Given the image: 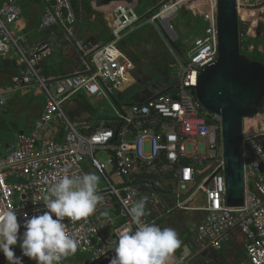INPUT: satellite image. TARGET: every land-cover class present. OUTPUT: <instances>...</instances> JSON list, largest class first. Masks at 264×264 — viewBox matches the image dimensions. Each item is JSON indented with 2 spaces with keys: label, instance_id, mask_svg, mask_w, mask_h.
<instances>
[{
  "label": "built area",
  "instance_id": "1",
  "mask_svg": "<svg viewBox=\"0 0 264 264\" xmlns=\"http://www.w3.org/2000/svg\"><path fill=\"white\" fill-rule=\"evenodd\" d=\"M40 1L43 7L35 30L58 26L67 37H73L82 68L46 75L41 62L51 54L53 43H31L24 27H16L21 14L17 1L0 0V58L16 65L17 71L11 75L14 85L39 87L45 96L32 132H17L13 142L0 140V209L16 207L18 220L24 219V213L30 218L37 209L46 210L39 200L65 172L82 175L89 168L100 177L102 200L87 218H65L68 231L80 241V247L61 264H109L115 255L113 242L131 223L128 209L145 196L146 208L161 201L164 193L157 188L170 181L176 189L164 214L180 209L204 213L197 230L200 251L221 248L229 232L238 230L245 250V260L239 264H264V129L243 134L244 203L226 206L221 117L207 110L193 89L199 70L218 56L217 0H199L203 11H198V16L204 28L192 40L185 57L170 48L177 60V81L167 86L171 91L158 92L141 103H119L112 97L129 81L133 69L117 42L128 29L140 25L134 10L117 5L112 12V38L97 45L75 37L78 16L74 0ZM193 1H164L145 23L154 25L163 35V29H173L167 22L168 15H175L182 3ZM236 2L238 13L241 8L264 5V0ZM81 93L108 100L114 115L73 122L65 104ZM8 94L7 88L0 87L2 108ZM199 143L203 144L202 152L197 148ZM99 150L107 151L108 156L98 158ZM188 158L199 166L183 163ZM112 175L120 177L118 183L111 180ZM198 192L201 203L193 202ZM143 220L162 227L158 218L146 216ZM23 230L21 227L20 232ZM13 248L22 257L19 243ZM70 257L76 261H69ZM0 264H8L2 253ZM177 264H191L187 254L182 253Z\"/></svg>",
  "mask_w": 264,
  "mask_h": 264
},
{
  "label": "crops",
  "instance_id": "2",
  "mask_svg": "<svg viewBox=\"0 0 264 264\" xmlns=\"http://www.w3.org/2000/svg\"><path fill=\"white\" fill-rule=\"evenodd\" d=\"M137 1L138 0H132L131 2H126L124 0H90V5L92 9L94 10V13H87L81 9H78V13H77L78 19L76 20V25H75V37L82 39L86 42H90L92 44L102 45L104 44L102 36H105L102 33L105 32L107 28H109L110 38L106 41L108 42L112 38L111 19H112L113 9L117 5H125L133 9ZM150 1L152 3L151 9H150L151 11L153 6L156 5V1L155 0H150ZM147 5L148 4H146V6ZM42 7H43V4H42ZM42 7H41V11H42ZM150 11H148V13ZM148 13L146 15H148ZM138 16L141 19L142 16H140L139 14ZM174 17L175 16H173L171 19H173ZM102 19L105 20L106 28L104 29V31L102 30V26H104L102 25ZM36 23H37V17H35V14L33 15L28 12L27 19H25L24 21L20 17L19 21L16 24V27L18 28L24 27V31L28 32L29 34V39H30L29 41L31 43H35L40 40H48L53 43V50L51 54L41 62L42 70L46 72L47 75H50V76H58L62 74L73 73L75 71H80L82 68V64L80 61L81 58L79 57V51L75 45L74 38L67 37L66 34L58 26H52L51 28L42 30L40 32L36 31L35 27L38 25V23L37 24ZM34 24H36V26ZM148 25L152 27V30H149L147 33L144 31V33L138 35V37H135V35L133 34L134 31L139 30L143 27H147ZM160 25L163 26L164 23H161ZM177 25L178 24H174L173 27L176 28ZM31 27H34V28H31ZM149 33H151V35ZM175 35L176 34L174 33L173 38L177 36ZM128 36H129L130 41H128L129 43L127 44L126 47H124L121 45V43L124 42V38ZM153 37H156L157 40H159L160 38L161 40H163V37L160 35L157 27L149 23H141L135 29H131V28L128 29L124 33V36L117 42V47L125 54L126 57H128L131 60V62H133L132 60L136 58V61L133 62L134 68L130 70L129 81L126 82L123 86H121L118 90L124 89L126 86H130L131 83H134L135 85L140 86V90L138 92H141L142 89L144 88L143 86H147L149 83L150 84L155 83V82L161 83L159 81H163V79L159 78L158 76L155 77L156 75L155 72L157 69L156 70L153 69V66L156 67L160 63L159 58L162 57V56L160 57V54L162 52L159 53V58L157 59H156L157 56H155L154 53L152 55V52L154 49H159L158 46L153 44L154 43ZM188 38L190 39V37H187L184 39V43L186 44L189 43V45H191V42L194 38H192L191 41L190 40L187 41ZM163 44H165L164 41H163ZM166 44L169 45V43H166ZM4 60L6 59L0 58V87L1 88H3L2 86H5V88H7L8 93L10 92L11 94H14V91H18L22 89L26 91L27 88L33 86V85H24V86L14 85L11 81V75L17 71L16 65L12 63V61L8 60L9 65L11 66L12 64L14 67L11 70V68L7 64V61H4ZM162 61H165V60L162 59ZM145 67L149 68V72L151 74L153 73V76L155 77V79H153L154 77L153 78L149 77L147 80H145V76L143 77ZM163 82L166 85L165 87H167L168 82L166 81H163ZM14 86H18V87H14ZM141 86L143 87L142 89H141ZM86 97L88 96L81 93V94L74 96L73 98H71L70 100L66 102L65 108H66V111L69 117L82 118L83 120H87V119L97 120L98 118H102V117L92 118L91 115H88L83 111L81 106H82V103L85 102V99H87ZM112 97L115 100H117V102L119 103H121L122 101L127 102V100H129V99H126V100L124 99L123 92H118L117 95H115V91H114V94L112 95ZM7 99L5 101V104L7 102ZM98 100L100 99L96 97H94L93 99L94 102H97ZM93 101L91 100V103H93ZM44 102H45V98L44 100L41 101L40 104H38L36 101V108H35L36 120L40 116ZM3 111H6V109L3 108ZM36 120L30 123L31 125L29 126L28 133L34 130ZM253 121H255V124L252 123ZM3 122H5V120H2V122L0 120V131H5L7 128ZM257 122L258 120H250L249 123H246L247 128H248L247 131L250 133L257 131L256 125L262 124V123H257ZM261 127H262L261 129H264V122ZM17 132L26 133L25 131H15L13 132L12 137H9L7 139L0 138V140H2V142H13L14 135ZM244 133L246 134V132H244L243 130V134ZM250 133H247V134H250ZM198 145H197V148H199ZM192 149H193V146H192ZM192 165L199 166L197 165V163L192 164ZM87 170L88 172H92L89 168H87ZM163 188L165 192H162L164 194H162L161 196L162 198L161 201L159 200L158 202L149 204L147 206V209L150 212V215L148 216L158 218L159 220H161L162 227H170V228L175 229L178 234V238L181 241L180 247L177 248L175 252L173 253L169 261V264H177L178 259L182 253L187 254L191 264H212V260H215V263L220 264V262H218L217 260L216 251L222 248L225 249V252L227 254L226 258L229 261L233 258L232 253L234 251V248L241 247L244 249L243 235L238 230H231L228 234V239L225 242H223L221 248L219 249L207 248L204 251H200V246H199L200 243L197 237V230H198L199 224L201 223L204 217L203 216L201 219L202 212L192 211V210H187V211L176 210L174 212L173 210L169 214H164L166 212L167 205H169L172 202L171 197H172V192L174 189L172 188V186L169 188L163 186ZM202 201L203 199L201 198L200 194L196 193L195 197L193 198V202L201 203ZM77 255L81 257L80 254H77ZM74 259L75 257H70L69 261L75 262L76 260ZM22 260H23V264H36V261L34 259H30L26 256L24 257L22 256ZM244 260L245 258L242 261Z\"/></svg>",
  "mask_w": 264,
  "mask_h": 264
},
{
  "label": "clouds",
  "instance_id": "3",
  "mask_svg": "<svg viewBox=\"0 0 264 264\" xmlns=\"http://www.w3.org/2000/svg\"><path fill=\"white\" fill-rule=\"evenodd\" d=\"M99 180L92 172L82 175L65 172L39 200L46 210L37 209L30 218L24 213L22 221L18 220L16 207L0 209V253L8 264H23L22 257L13 248L18 243L22 256L34 259L36 264H61L69 255H74L80 241L68 231L64 220L78 221L95 212L102 200ZM147 202L148 198L142 197L128 209L131 223L113 242L111 249L115 255L109 264H169L180 247L175 229L143 220L150 215Z\"/></svg>",
  "mask_w": 264,
  "mask_h": 264
},
{
  "label": "water",
  "instance_id": "4",
  "mask_svg": "<svg viewBox=\"0 0 264 264\" xmlns=\"http://www.w3.org/2000/svg\"><path fill=\"white\" fill-rule=\"evenodd\" d=\"M217 28V59L199 70L193 89L200 103L221 117L226 181L224 203L226 206H240L244 203L242 154L244 118L259 113L264 105V63L251 60L240 52L236 0H217ZM159 82L161 83L143 86L139 92L140 98L129 100L141 103L161 92L166 85L163 81ZM163 186L167 188L172 186L176 189L175 183L170 181H165ZM203 215L202 212L201 219Z\"/></svg>",
  "mask_w": 264,
  "mask_h": 264
},
{
  "label": "rangeland",
  "instance_id": "5",
  "mask_svg": "<svg viewBox=\"0 0 264 264\" xmlns=\"http://www.w3.org/2000/svg\"><path fill=\"white\" fill-rule=\"evenodd\" d=\"M15 1H17V3L19 4L21 8L20 17L22 20L25 21V19H27L28 12H29L30 14H33V15L35 14V17H37V23H38L41 17V7H42V3L40 0H15ZM155 1H156V5L154 6L159 7L160 3L167 1V0H155ZM193 2L194 3L192 4V6H190L191 2L182 3L181 5L184 6L185 10H190L195 15H198V11H203V5L199 4L200 2L199 0L193 1ZM146 4L148 5L146 6ZM151 6H152V3L150 0H138L136 2L133 9L137 15L139 14L140 16H142L140 24L145 23L146 14L148 13V11H150ZM176 14H177V11H176ZM173 16H175L173 13L168 15L167 22L171 25L172 24L174 25L176 22V19L174 18H173L174 20L171 19ZM238 17H239V21L241 22V26L245 29L246 36H251V37H256V38L264 37V5L261 7L255 6V7L241 8L239 10ZM36 24L34 25L36 26ZM160 26L163 29V26L162 25ZM197 26H198V29H200L201 31L204 28V23L202 21H199L197 23ZM34 27H31V28H34ZM176 28L177 30L183 33L187 31V29L184 28V26L180 23L176 26ZM11 29H14V27L12 26ZM149 30H152V27L148 25L147 27H143L139 30L134 31L133 34L135 35V37H138V35L144 33V31L147 33ZM163 30H165L166 34L170 36L171 38L174 37V33L176 34V30L174 28L171 30L174 33H171V31L166 30V28ZM149 34L151 35V33ZM160 35L163 37V40H161V38L157 40L156 37H153V42H154L153 44L158 46L159 49H154L152 52V55L154 53V55L157 56L156 57L157 59L159 58V53L162 52L160 54V57L161 56L162 57L159 59H160V62H162V59H163L165 61H168V63L170 64V69L172 72L171 74L172 80L171 82H168V84L170 83L169 85H172L173 83L177 81L176 76H174L177 73V60L175 59L174 55L171 53L169 49L171 48L170 45L166 44L167 38H165L162 34ZM192 37L193 36H190V39L188 38L187 41L189 40L191 41ZM28 39H29V36H28ZM128 41H130V39L127 40V38H124V42H122L121 45L126 47L127 44L129 43ZM163 41L165 44H163ZM249 48L251 49L252 46H250ZM258 49L262 50L263 46L259 45ZM159 67L160 65L157 67L153 66V69L156 70ZM162 67H163V64H162ZM159 78L165 79V76L160 75ZM2 87L5 88V86H2ZM139 90H140L139 86L135 85L134 83H131L130 86H126L124 89L115 90V95H117L118 92H123L124 99L126 100V99H130L133 96H135ZM44 98H45L44 94L39 92V87H29L27 88L26 91L23 89L14 91V94H11L9 92L7 102L4 105V108L6 109V111H3V108H1L0 106V120L1 122L2 120H5V122L3 123L7 127L5 131H0V138L7 139L9 137H12V134L15 131H25L26 133H28L29 126L31 125L30 123L36 120V114H35L36 101L38 104H40L41 101L44 100ZM86 98L87 100L82 103L81 107L83 111L86 114L91 115L92 118L94 117H106L107 118V117H112L114 115L113 108L108 100L101 99V100H98L97 102H94L93 101L94 97L88 96ZM91 100L93 101V103H91ZM70 119L76 123L83 121L82 118L70 117ZM250 120H258L257 123L263 124L264 112H259L258 114H255L254 116L244 118V127H243L244 129L243 130L244 132H246V134L250 133L247 131L248 128L246 124V123H249ZM252 123L255 124V121H253ZM104 124L105 122L101 121V125H104ZM262 124L256 125L257 131L261 130ZM198 146H199V152H202L203 144L200 143ZM96 156L100 159H105L108 156V153L107 151L99 150L97 151ZM201 166L203 167V165ZM111 180L116 184L120 180V177L116 175H112ZM200 193L201 192H198V194Z\"/></svg>",
  "mask_w": 264,
  "mask_h": 264
},
{
  "label": "trees",
  "instance_id": "6",
  "mask_svg": "<svg viewBox=\"0 0 264 264\" xmlns=\"http://www.w3.org/2000/svg\"><path fill=\"white\" fill-rule=\"evenodd\" d=\"M74 7H75L76 14L78 13L79 7L84 12L94 13V10L92 9V7L90 5V0H74ZM157 9H158V7L154 6V8L148 13V15H146V17H148L149 15H151L152 13L157 11ZM174 19H176L175 24H179V23L182 24L184 26V28L187 29V31L183 33L181 31L177 30V28L173 27L176 30V35H177L175 38H170L166 34V32H164L163 30H162V33H163L164 37L165 36L168 37L167 38L168 43H169L170 47L172 48V50L175 51V53L181 55V57H185V53L190 48V45H189V43L188 44L184 43V39L187 37H190V36H193L192 38H194L200 33V29H198L197 23L199 21H202V20L198 15H194L192 13V11L185 10L184 6H182L177 11V14L175 15ZM102 25H104V26H102V30L104 31L106 26H105V20H103V19H102ZM102 34L105 35V36H102L103 43H105L110 38L109 28H107V30L105 32H103ZM126 38L129 39V36ZM239 45H240V52L242 54L246 55L247 58H249L251 60H257V61L264 63V37L263 38L262 37L256 38V37L246 36L245 35V29L241 26L240 21H239ZM259 45L263 46L262 50L258 49ZM187 46H188V48H187ZM250 46H252L251 49L249 48ZM4 61H7L8 66L12 70L13 66L9 65V61L8 60H4ZM132 61L135 62L136 58L133 59ZM162 63H163V67H162ZM159 65H160V67L155 72L156 77L163 75V76H165V79H163L164 81L171 82L172 79L170 76H171L172 72H171L170 64L168 63V61H162L157 66H159ZM163 68H165V70ZM44 73L47 75L46 72H44ZM169 86H171V85H169ZM171 89H172V87H167V89L162 90V92H168V91H171ZM86 100L87 99H85V101ZM259 112H264V106L259 110ZM183 163L190 164V165L195 164L189 158L184 159ZM157 190L159 192L160 191L165 192L163 187H158ZM216 253H217V260H218V262H220V264H239L245 258V250L241 247L240 248H234V251L232 253L233 258L229 261L226 258L227 254L225 252V249L222 248V249L216 251ZM213 263L218 264V263H215V260H212V264Z\"/></svg>",
  "mask_w": 264,
  "mask_h": 264
},
{
  "label": "flooded vegetation",
  "instance_id": "7",
  "mask_svg": "<svg viewBox=\"0 0 264 264\" xmlns=\"http://www.w3.org/2000/svg\"><path fill=\"white\" fill-rule=\"evenodd\" d=\"M155 67V66H154ZM145 76V80H147L149 77H154L150 72H149V68L148 67H145L144 68V74H143V77ZM142 77V78H143ZM155 77H156V75H155ZM155 77L153 78V79H155ZM140 87V86H139ZM143 87L141 86V89H142ZM138 98H140V93L138 92L135 96H133L132 98H130V99H138Z\"/></svg>",
  "mask_w": 264,
  "mask_h": 264
},
{
  "label": "bare ground",
  "instance_id": "8",
  "mask_svg": "<svg viewBox=\"0 0 264 264\" xmlns=\"http://www.w3.org/2000/svg\"><path fill=\"white\" fill-rule=\"evenodd\" d=\"M194 1H197V0H194ZM201 1V0H200ZM203 3V2H202ZM193 2L190 3V6H192Z\"/></svg>",
  "mask_w": 264,
  "mask_h": 264
}]
</instances>
